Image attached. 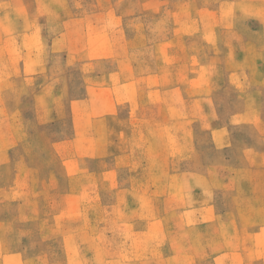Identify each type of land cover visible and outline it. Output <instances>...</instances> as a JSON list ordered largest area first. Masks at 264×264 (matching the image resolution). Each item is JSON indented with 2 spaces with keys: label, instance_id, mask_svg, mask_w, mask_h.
I'll return each instance as SVG.
<instances>
[{
  "label": "rangeland",
  "instance_id": "rangeland-1",
  "mask_svg": "<svg viewBox=\"0 0 264 264\" xmlns=\"http://www.w3.org/2000/svg\"><path fill=\"white\" fill-rule=\"evenodd\" d=\"M0 264H264V0H0Z\"/></svg>",
  "mask_w": 264,
  "mask_h": 264
},
{
  "label": "crops",
  "instance_id": "crops-1",
  "mask_svg": "<svg viewBox=\"0 0 264 264\" xmlns=\"http://www.w3.org/2000/svg\"><path fill=\"white\" fill-rule=\"evenodd\" d=\"M125 64H126V62L121 61V62H120V66L117 64V67H118V68H120L121 66L123 67V66H125ZM116 74H117V75H120V76H119L120 79H121V78H125V76H123V74L121 73V71L116 72Z\"/></svg>",
  "mask_w": 264,
  "mask_h": 264
}]
</instances>
